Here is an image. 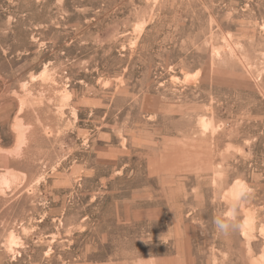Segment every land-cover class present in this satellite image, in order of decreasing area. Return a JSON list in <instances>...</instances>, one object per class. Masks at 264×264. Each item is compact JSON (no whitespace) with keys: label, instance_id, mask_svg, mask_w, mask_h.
<instances>
[{"label":"rangeland","instance_id":"rangeland-1","mask_svg":"<svg viewBox=\"0 0 264 264\" xmlns=\"http://www.w3.org/2000/svg\"><path fill=\"white\" fill-rule=\"evenodd\" d=\"M0 264H264V0H0Z\"/></svg>","mask_w":264,"mask_h":264}]
</instances>
